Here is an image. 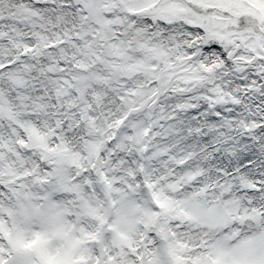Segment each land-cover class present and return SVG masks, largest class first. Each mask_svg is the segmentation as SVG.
Listing matches in <instances>:
<instances>
[{
  "label": "snow or ice",
  "instance_id": "obj_1",
  "mask_svg": "<svg viewBox=\"0 0 264 264\" xmlns=\"http://www.w3.org/2000/svg\"><path fill=\"white\" fill-rule=\"evenodd\" d=\"M0 264H264V0H0Z\"/></svg>",
  "mask_w": 264,
  "mask_h": 264
}]
</instances>
